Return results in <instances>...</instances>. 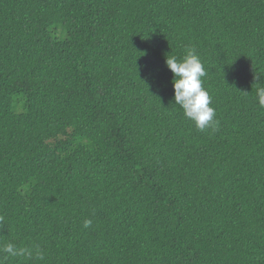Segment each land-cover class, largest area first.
<instances>
[{
	"label": "trees",
	"instance_id": "1",
	"mask_svg": "<svg viewBox=\"0 0 264 264\" xmlns=\"http://www.w3.org/2000/svg\"><path fill=\"white\" fill-rule=\"evenodd\" d=\"M262 84L264 0H0V247L44 253L5 264H264Z\"/></svg>",
	"mask_w": 264,
	"mask_h": 264
},
{
	"label": "clouds",
	"instance_id": "2",
	"mask_svg": "<svg viewBox=\"0 0 264 264\" xmlns=\"http://www.w3.org/2000/svg\"><path fill=\"white\" fill-rule=\"evenodd\" d=\"M166 66L173 73L174 104L183 109L187 119L194 121L196 128L203 132L208 128H215L219 120L215 119L216 110L212 106L209 91L203 86L202 78L206 70L196 48L188 47L183 58L174 55L166 56ZM258 80V78H256ZM257 102L264 107V84L259 85L256 91ZM91 225V220L84 221V227ZM0 264L14 257H27L29 259L43 260V250L29 247H17L8 242L0 247Z\"/></svg>",
	"mask_w": 264,
	"mask_h": 264
}]
</instances>
